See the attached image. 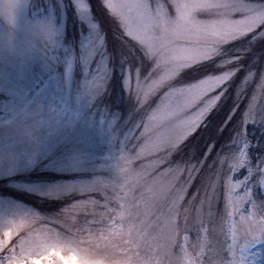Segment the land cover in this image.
Returning <instances> with one entry per match:
<instances>
[{"label": "rangeland", "instance_id": "obj_1", "mask_svg": "<svg viewBox=\"0 0 264 264\" xmlns=\"http://www.w3.org/2000/svg\"><path fill=\"white\" fill-rule=\"evenodd\" d=\"M32 210L79 264H264V0H0V222Z\"/></svg>", "mask_w": 264, "mask_h": 264}, {"label": "clouds", "instance_id": "obj_2", "mask_svg": "<svg viewBox=\"0 0 264 264\" xmlns=\"http://www.w3.org/2000/svg\"><path fill=\"white\" fill-rule=\"evenodd\" d=\"M0 255V264H79L84 252L45 227L41 215L32 210L0 222Z\"/></svg>", "mask_w": 264, "mask_h": 264}]
</instances>
